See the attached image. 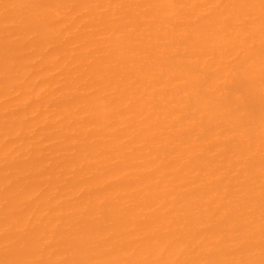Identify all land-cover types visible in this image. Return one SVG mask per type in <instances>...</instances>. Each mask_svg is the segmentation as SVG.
Listing matches in <instances>:
<instances>
[{"label":"bare ground","instance_id":"obj_1","mask_svg":"<svg viewBox=\"0 0 264 264\" xmlns=\"http://www.w3.org/2000/svg\"><path fill=\"white\" fill-rule=\"evenodd\" d=\"M0 264H264V0H0Z\"/></svg>","mask_w":264,"mask_h":264},{"label":"rangeland","instance_id":"obj_2","mask_svg":"<svg viewBox=\"0 0 264 264\" xmlns=\"http://www.w3.org/2000/svg\"><path fill=\"white\" fill-rule=\"evenodd\" d=\"M3 164H4V162L0 165V167H2L3 166Z\"/></svg>","mask_w":264,"mask_h":264}]
</instances>
